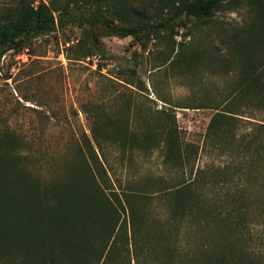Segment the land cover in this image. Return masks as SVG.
I'll return each instance as SVG.
<instances>
[{
	"label": "trees",
	"instance_id": "16d2710c",
	"mask_svg": "<svg viewBox=\"0 0 264 264\" xmlns=\"http://www.w3.org/2000/svg\"><path fill=\"white\" fill-rule=\"evenodd\" d=\"M149 4L150 0H51L35 5L34 0H18L0 12V46L4 51L22 49L55 31L60 20L62 26H88L84 44L71 47L87 58L101 53L94 39L96 26L141 39L157 28L179 23L187 27L194 18L211 20L226 6H254L258 15L246 26L245 39L234 38L231 45L241 61L234 89L224 109L215 107L207 127L204 150L212 153V160L195 171L192 165L194 176L189 180L151 193L132 189L135 185L122 191L105 187L90 168L86 190L71 178L56 182L67 185L68 194L45 197L50 204L44 210L31 188L25 195L29 181L11 175L14 164L6 162L15 158L6 148L15 141L5 134L0 138V159L5 177L12 176L6 178L12 192L0 193V262L131 264L133 247L145 250L153 264H264V0H158L153 14L147 13ZM164 12L167 16L162 17ZM202 107L206 106L196 108ZM98 112L93 123H105ZM176 123V118H168L160 126L166 136V162L182 168L192 160L183 153ZM125 136L132 145L139 144L133 132ZM159 194L165 219L163 211L145 204ZM178 247L184 249L179 254Z\"/></svg>",
	"mask_w": 264,
	"mask_h": 264
},
{
	"label": "rangeland",
	"instance_id": "374dc122",
	"mask_svg": "<svg viewBox=\"0 0 264 264\" xmlns=\"http://www.w3.org/2000/svg\"><path fill=\"white\" fill-rule=\"evenodd\" d=\"M41 1L51 0L34 4ZM17 2L0 0V12ZM157 5L158 0H150L147 13L153 14ZM257 15L252 5L226 6L211 20L194 18L187 27L178 22L141 39L96 26L94 39L101 53L87 58L71 47L84 44L88 26H62L60 20L55 31L22 49L4 51L0 46V138L6 134L15 141L5 152L15 160L6 163L13 162L11 175L17 180L21 175L29 181L25 195L31 188L45 210L50 204L45 197L67 193L62 184L69 178L86 190L90 168L105 187L118 191L135 185L132 189L151 193L189 180L192 165L195 171L213 158L204 150L207 127L215 107L226 106L241 67L231 45L245 39L244 30ZM200 105L206 107L196 108ZM98 111L105 123H93ZM168 118H176L191 165L180 168L166 162L160 123ZM126 131L134 133L137 146ZM4 170L0 159V193H10L7 179L12 176L5 177ZM161 195L151 196L145 203L148 209L163 211ZM160 215L167 217L164 211ZM183 250L178 247L177 253ZM130 254L131 264L154 262L145 250L131 247Z\"/></svg>",
	"mask_w": 264,
	"mask_h": 264
}]
</instances>
